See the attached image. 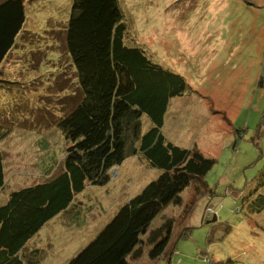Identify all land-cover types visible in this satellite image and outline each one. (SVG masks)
<instances>
[{"label":"rangeland","instance_id":"374dc122","mask_svg":"<svg viewBox=\"0 0 264 264\" xmlns=\"http://www.w3.org/2000/svg\"><path fill=\"white\" fill-rule=\"evenodd\" d=\"M118 1L128 25L126 44L183 73L192 88L171 101L163 134L216 159L205 178L213 195L200 198L187 215L186 189L183 204H171L152 222L149 230L175 221L169 252L151 260L144 236L143 256L131 264H264V230L250 221L246 206L251 192L264 191V88L258 87L264 78V0ZM74 2L25 0V26L0 69V134H6L0 142L6 180L0 206L13 191L48 181L64 168L69 145L59 121L84 97L66 48ZM151 127L143 116L142 132ZM132 140L129 134V156L109 172L107 184L89 185L29 242L28 253H40L39 264L69 263L158 179L161 170L141 153L131 155L139 145ZM207 204L216 222L204 216Z\"/></svg>","mask_w":264,"mask_h":264},{"label":"trees","instance_id":"16d2710c","mask_svg":"<svg viewBox=\"0 0 264 264\" xmlns=\"http://www.w3.org/2000/svg\"><path fill=\"white\" fill-rule=\"evenodd\" d=\"M26 20L25 0L0 3V69ZM127 32L118 0H75L66 30V48L84 97L59 121L69 145L64 168L48 181L13 191L0 206V264H39L40 253H28L29 242L48 222L70 210L89 185L109 182V172L129 156V134L132 141L139 142L131 155L141 153L162 173L120 208L99 235L67 264H131V258L143 256L144 236L150 247L149 258L164 257L169 252L175 221L165 220L159 228L149 230L155 218L171 204H183L181 194L186 189L190 190L184 210L187 215L200 198L213 195L205 178L216 159L204 156L196 147L175 145L162 131L171 101L192 92L191 86L183 75L154 63L142 47L127 45ZM258 87L264 88V78ZM143 116L152 123L145 133ZM237 135L243 136V132L237 131ZM5 137V133L0 134V142ZM5 183L0 153V190ZM207 205L209 210L211 206ZM207 210L204 216L213 220L215 211ZM226 230L229 232V227Z\"/></svg>","mask_w":264,"mask_h":264},{"label":"crops","instance_id":"0c3cea01","mask_svg":"<svg viewBox=\"0 0 264 264\" xmlns=\"http://www.w3.org/2000/svg\"><path fill=\"white\" fill-rule=\"evenodd\" d=\"M170 70H172V69H170ZM172 71H174V70H172ZM174 72H176V71H174ZM168 111H169V109H168ZM167 115H168V112H167L166 116ZM165 119H166V117H165ZM248 197L249 198L246 201V206L248 208V212H249L248 214H252L251 217L253 218V220H251V222L254 224V226H258L259 228L264 230V191H261L260 189H255L253 192H251L249 194ZM254 217H256L257 220H256V218L254 219ZM249 224H251V223H249Z\"/></svg>","mask_w":264,"mask_h":264},{"label":"built area","instance_id":"2783aa9c","mask_svg":"<svg viewBox=\"0 0 264 264\" xmlns=\"http://www.w3.org/2000/svg\"><path fill=\"white\" fill-rule=\"evenodd\" d=\"M212 211V209L210 208L209 210H208V213H210Z\"/></svg>","mask_w":264,"mask_h":264},{"label":"water","instance_id":"95a60500","mask_svg":"<svg viewBox=\"0 0 264 264\" xmlns=\"http://www.w3.org/2000/svg\"><path fill=\"white\" fill-rule=\"evenodd\" d=\"M212 221H213V222L216 221V217H214Z\"/></svg>","mask_w":264,"mask_h":264}]
</instances>
